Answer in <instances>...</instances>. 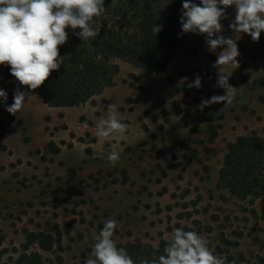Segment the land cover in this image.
<instances>
[{"label": "rangeland", "instance_id": "1", "mask_svg": "<svg viewBox=\"0 0 264 264\" xmlns=\"http://www.w3.org/2000/svg\"><path fill=\"white\" fill-rule=\"evenodd\" d=\"M226 11L220 35L236 40L240 53L239 68L222 69L240 88L226 107H199L225 90L213 67L223 47L210 52L196 36L158 75L118 61L112 85L74 107L46 106L0 68L7 93L6 102L0 98V264L15 263L26 231L56 238L50 252L29 250L41 264H85L107 219L118 222L117 245L140 240L156 247L182 228L206 237L227 262L264 264V194L243 201L218 185L228 144L264 138V31L258 42L234 33L235 8ZM196 76L202 86L187 87ZM182 77L188 81L178 86ZM17 89L30 96L12 115L6 106ZM111 103L129 125L115 141L94 132ZM112 150L120 152L115 165L106 159Z\"/></svg>", "mask_w": 264, "mask_h": 264}, {"label": "clouds", "instance_id": "2", "mask_svg": "<svg viewBox=\"0 0 264 264\" xmlns=\"http://www.w3.org/2000/svg\"><path fill=\"white\" fill-rule=\"evenodd\" d=\"M115 2L112 0V4ZM229 7L235 8L234 20L229 25L231 30L248 34L253 42H258L264 31V0H200L199 4L183 0L182 32L206 35L210 52L223 47L213 67L219 70L217 86L223 88L225 94L202 100L201 110L217 103H223L224 107L233 104L240 90L228 82L232 73L222 71L224 66L234 70L240 66L236 40L220 35L223 31L221 21L228 18L226 10ZM105 11L104 0H0V65L10 66L11 75L20 85L36 90L48 80L52 71L59 70L65 63L59 47L68 40L66 29H79L77 35L82 41L94 39L98 35L94 22ZM161 28L154 25L152 31L156 35ZM187 81V77H182L178 86ZM201 86L200 76L187 84L189 88ZM29 96L17 89L14 102L6 106V110L16 115ZM0 98L7 101V93L2 89ZM87 126L85 123L84 127ZM128 128L129 125L121 120L117 105L111 103L94 132L99 138L115 141L123 137ZM112 147L115 149L114 144ZM106 159L115 165L120 160V152L112 150ZM117 227L115 219L104 221L99 234L94 237L95 243L85 264H137L113 239ZM167 240L165 254L151 260L142 258L139 264H236L235 260L227 262L224 257L214 254L209 240L195 231L174 228L168 233Z\"/></svg>", "mask_w": 264, "mask_h": 264}, {"label": "trees", "instance_id": "3", "mask_svg": "<svg viewBox=\"0 0 264 264\" xmlns=\"http://www.w3.org/2000/svg\"><path fill=\"white\" fill-rule=\"evenodd\" d=\"M192 2L199 4L200 0ZM182 4L183 0H116L115 4L104 0L106 11L93 25L98 35L82 41L77 35L79 29H66L68 40L59 47L65 63L36 90L22 86L46 106L66 108L84 104L112 85L119 71L118 61L130 64L147 77L165 72L187 39H207L206 35L182 32ZM225 21H221L222 25ZM154 25L162 26L156 35L152 31ZM0 68L18 82L11 75L10 66ZM218 185L243 201L254 202L264 194V138L252 135L228 144L218 172ZM24 237L22 252L14 264H41L40 254L29 252L31 247L50 252L56 243L50 233L26 231ZM117 246L126 249L139 264L142 258L151 260L165 254L167 242L161 241L154 247L136 240Z\"/></svg>", "mask_w": 264, "mask_h": 264}]
</instances>
